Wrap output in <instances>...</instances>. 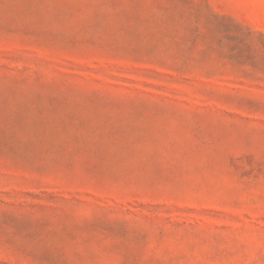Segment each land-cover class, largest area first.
Masks as SVG:
<instances>
[{
	"label": "rangeland",
	"instance_id": "1",
	"mask_svg": "<svg viewBox=\"0 0 264 264\" xmlns=\"http://www.w3.org/2000/svg\"><path fill=\"white\" fill-rule=\"evenodd\" d=\"M0 264H264V0H0Z\"/></svg>",
	"mask_w": 264,
	"mask_h": 264
}]
</instances>
